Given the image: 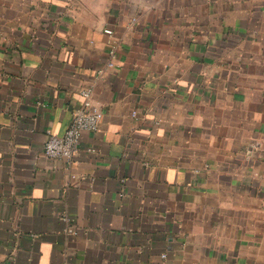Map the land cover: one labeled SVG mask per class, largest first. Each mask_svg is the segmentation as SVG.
I'll use <instances>...</instances> for the list:
<instances>
[{"label": "crops", "instance_id": "0c3cea01", "mask_svg": "<svg viewBox=\"0 0 264 264\" xmlns=\"http://www.w3.org/2000/svg\"><path fill=\"white\" fill-rule=\"evenodd\" d=\"M0 264H264V0H0Z\"/></svg>", "mask_w": 264, "mask_h": 264}, {"label": "built area", "instance_id": "2783aa9c", "mask_svg": "<svg viewBox=\"0 0 264 264\" xmlns=\"http://www.w3.org/2000/svg\"><path fill=\"white\" fill-rule=\"evenodd\" d=\"M104 32L108 35V42L112 43L111 28H104ZM110 54L111 56L114 54L113 47L110 49ZM91 91V87L81 90L83 100L72 112L71 118L62 133L56 134L48 131L42 145V154L45 157L71 161L78 149L82 132L98 129L102 111L92 102Z\"/></svg>", "mask_w": 264, "mask_h": 264}]
</instances>
